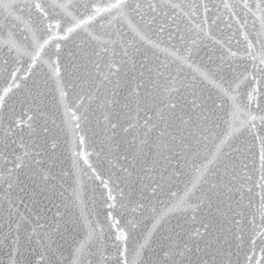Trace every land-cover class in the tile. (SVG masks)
<instances>
[{
  "label": "snow or ice",
  "instance_id": "1",
  "mask_svg": "<svg viewBox=\"0 0 264 264\" xmlns=\"http://www.w3.org/2000/svg\"><path fill=\"white\" fill-rule=\"evenodd\" d=\"M0 10L25 32L0 31L7 264H94L111 230L114 264H264V0ZM93 156L115 171L105 177ZM85 176L106 190L107 230L86 211ZM182 217L199 226L172 225Z\"/></svg>",
  "mask_w": 264,
  "mask_h": 264
},
{
  "label": "water",
  "instance_id": "2",
  "mask_svg": "<svg viewBox=\"0 0 264 264\" xmlns=\"http://www.w3.org/2000/svg\"><path fill=\"white\" fill-rule=\"evenodd\" d=\"M17 3H21L23 4L25 2V0H16ZM17 15H19V13H17ZM25 20L27 19V13L25 12L24 17ZM221 27H223V25H221ZM24 29V25L22 23H20L19 21H14L11 19H6V14L0 10V31L6 33L8 30H12L13 32L16 33L17 36L19 37H23L25 35V32L23 31ZM235 30V27L233 29V31ZM224 36H228L230 35V32L225 29ZM237 39H242L240 37H237ZM79 41L77 40V43ZM233 50H236L237 45L235 44V40L233 41ZM73 48V43L71 41H69L68 43V49H72ZM207 52V50H204V52H202V55H205V53ZM206 58V55H205ZM2 60H3V53H0V70H2ZM3 87V83L2 81H0V88ZM20 99V95L17 93L16 95H13L11 97V99L8 101L9 104L13 105L16 109V113H17V118H20V114L22 112V106L21 104L18 102ZM26 119V117H24ZM61 120V116L60 114H57V123L59 124ZM3 136V130H0V137ZM63 150V149H61ZM97 150H99V146H97ZM17 154H22V152H18ZM91 162L94 165L98 166V170L105 175V177L111 172V171H115V169L111 168V165L108 163V158H105L103 161L98 162L96 157L93 156L91 159ZM4 166V161L3 159H0V169H3ZM12 165L9 164L8 167H11ZM70 166V161L65 160L62 164V167H64L65 169H67ZM85 171H87V169L85 168ZM5 173L0 172V176L4 175ZM119 174V173H117ZM69 183H71V180L69 179L68 181ZM84 182H85V190H84V199H85V203H86V211L91 213L90 215V219L92 221H100L101 223L104 224L105 229H108V225L106 223V213L108 211V209L106 208V205L104 204L103 200L104 197L106 195V190L103 189V187L100 185L99 181H93V180H88L87 176L84 177ZM61 183H63V181H61ZM67 186V185H66ZM0 187H6V185L3 184V181L0 180ZM57 203H59L60 201L57 200ZM17 203H19V201H17ZM44 203H48L47 201H44ZM48 207L50 208V211L48 213L49 216H52L55 211L56 208L52 205V204H48ZM7 208V203L4 201L3 199V192L0 191V241H2L3 239V234L7 231L6 226L4 225V221L7 218V213L5 211V209ZM20 211L21 212H25L26 210L24 209L23 205H21L20 207ZM74 217L73 219H76L77 217H79V210L76 209L74 210ZM114 215L117 216L118 219H121L122 224L124 222V217H130V214L127 212L121 213L119 210L114 212ZM177 224L182 225L184 229H187L188 232H192L196 227H198V223L193 222L190 218L187 217H182L179 219L174 218L172 220V225L176 226ZM31 229L29 228V231ZM180 229L177 228V231H179ZM82 232L79 233L77 235V239L80 238V236H82ZM114 235H115V230H111L108 232V239L105 243V246L103 248H100L98 251H96L94 249V251H96V255L94 257H89L90 260L94 261V264H114L115 259L117 258L116 256V250L113 246V242H114ZM157 242H159L160 239H162V237L157 236ZM181 239H187V235H183L181 237ZM60 243L63 245V254L65 258L69 257L70 252L72 251V241L71 239H69L67 242L61 240ZM34 248L36 247L35 244V240L33 241V245ZM233 250H235V242H233ZM37 259H39L37 257ZM233 259L235 260L236 257L234 256ZM240 259H243V252H241V256ZM7 260H8V256H7V249L6 248H2L0 247V264H7Z\"/></svg>",
  "mask_w": 264,
  "mask_h": 264
}]
</instances>
